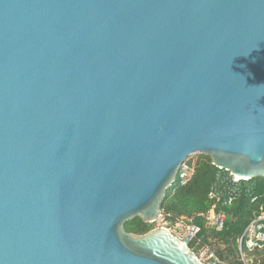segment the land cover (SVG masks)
Here are the masks:
<instances>
[{
	"label": "water",
	"instance_id": "95a60500",
	"mask_svg": "<svg viewBox=\"0 0 264 264\" xmlns=\"http://www.w3.org/2000/svg\"><path fill=\"white\" fill-rule=\"evenodd\" d=\"M193 154L264 177V0H0V264H206L125 228Z\"/></svg>",
	"mask_w": 264,
	"mask_h": 264
},
{
	"label": "trees",
	"instance_id": "16d2710c",
	"mask_svg": "<svg viewBox=\"0 0 264 264\" xmlns=\"http://www.w3.org/2000/svg\"><path fill=\"white\" fill-rule=\"evenodd\" d=\"M190 160L194 163L195 172L186 185H182L177 177L174 185L168 188L161 204L162 223L170 228L183 215L195 216L196 224L201 227L199 234L189 243L195 252L200 253L208 247L226 264H264V248H244L246 255L243 259L238 243L253 218L264 213V177L250 181L254 185L251 196H242L232 204L220 205L217 210L226 212V218L223 228L217 229L208 225L198 213L207 212L212 205L208 192L218 167L205 154H198ZM255 196L258 198L253 201ZM155 225L156 222H145L136 217L127 221L125 228L128 232L142 235L154 229Z\"/></svg>",
	"mask_w": 264,
	"mask_h": 264
},
{
	"label": "built area",
	"instance_id": "2783aa9c",
	"mask_svg": "<svg viewBox=\"0 0 264 264\" xmlns=\"http://www.w3.org/2000/svg\"><path fill=\"white\" fill-rule=\"evenodd\" d=\"M194 172V166H190L186 162L178 172L179 182L182 185H186L191 180ZM250 181L233 174L227 169L218 168L208 192L212 205L207 212L198 213V216L205 218L208 225L222 229L226 212L218 211L217 209L221 204L229 205L242 196H251L254 185ZM257 198L258 196H255L252 200L255 201ZM195 218V216L183 215L174 224V229H169L182 240H187L189 244L201 231V227L196 224ZM238 243L243 259L246 255L244 248L249 250L264 248V213L258 214L253 218L239 238ZM197 254L206 264H226L215 251L208 247L203 248Z\"/></svg>",
	"mask_w": 264,
	"mask_h": 264
},
{
	"label": "rangeland",
	"instance_id": "374dc122",
	"mask_svg": "<svg viewBox=\"0 0 264 264\" xmlns=\"http://www.w3.org/2000/svg\"><path fill=\"white\" fill-rule=\"evenodd\" d=\"M198 154H193V155H191L190 157H189V159H187V163L188 164H190V166H192V164H194V163H192V161L190 160V158L192 159V158H194V157H196ZM163 222V220H162V217L158 220V221H156V227H159V226H163L164 225V223H162ZM174 226L175 225H173L172 227H170L171 229H174ZM155 227V228H156Z\"/></svg>",
	"mask_w": 264,
	"mask_h": 264
},
{
	"label": "clouds",
	"instance_id": "9594fccd",
	"mask_svg": "<svg viewBox=\"0 0 264 264\" xmlns=\"http://www.w3.org/2000/svg\"><path fill=\"white\" fill-rule=\"evenodd\" d=\"M177 177H178V175H177Z\"/></svg>",
	"mask_w": 264,
	"mask_h": 264
}]
</instances>
